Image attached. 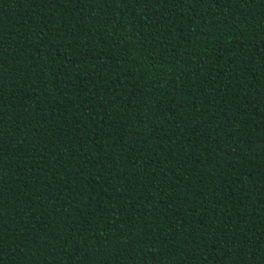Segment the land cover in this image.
<instances>
[{
    "label": "trees",
    "instance_id": "trees-1",
    "mask_svg": "<svg viewBox=\"0 0 264 264\" xmlns=\"http://www.w3.org/2000/svg\"><path fill=\"white\" fill-rule=\"evenodd\" d=\"M0 264H264V0H0Z\"/></svg>",
    "mask_w": 264,
    "mask_h": 264
}]
</instances>
